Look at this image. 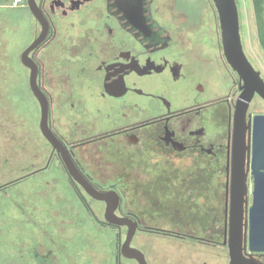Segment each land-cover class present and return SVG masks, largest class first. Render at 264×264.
<instances>
[{"label": "flooded vegetation", "instance_id": "obj_1", "mask_svg": "<svg viewBox=\"0 0 264 264\" xmlns=\"http://www.w3.org/2000/svg\"><path fill=\"white\" fill-rule=\"evenodd\" d=\"M253 22L255 27L254 16ZM181 83L189 86V98L174 102L169 90ZM204 84L213 87L201 95ZM33 86L47 102L46 125L55 145L41 132ZM240 86L223 57L212 0H0V203L15 190L9 199L20 212L0 219V264H18L16 255L33 264H62L69 254L60 241H70L74 234L67 231L84 226L112 240L114 264H138L122 253L128 232L129 246L146 264L147 241L140 236L158 232L186 247L191 241L218 247L228 256ZM16 88L19 96L12 98ZM22 88L38 108L41 138L13 120L11 106L22 100ZM256 116L264 117V101L254 95L246 122L251 125ZM261 126L256 140L263 148L256 161L264 165ZM13 148L25 161L9 163ZM79 180L105 199L95 198ZM247 184L244 216L257 211L250 172ZM30 185L41 187L36 193L42 197L60 201L68 195L73 201L62 204L66 212L52 208L44 219L26 215L23 188ZM171 201L188 219L169 232L158 230L154 217L179 213ZM22 222L33 224L37 236L23 237ZM2 244L15 249V256L2 254ZM258 255L264 262V254ZM68 260L73 263L71 255Z\"/></svg>", "mask_w": 264, "mask_h": 264}, {"label": "rangeland", "instance_id": "obj_2", "mask_svg": "<svg viewBox=\"0 0 264 264\" xmlns=\"http://www.w3.org/2000/svg\"><path fill=\"white\" fill-rule=\"evenodd\" d=\"M237 4L238 14H239V28H240V37L243 46V50L245 54L249 57V59L255 64L256 68L261 72L264 77V55L262 54L256 39L255 27L253 22V14L250 6V0H235ZM10 41V40H9ZM212 81V80H211ZM210 81V83H211ZM203 88V92L201 95H206L209 93V90L212 89L213 85L204 84L201 86ZM17 88L12 92L13 97L15 93L17 97L19 96ZM189 86L185 84H180L177 88H171L169 90V95L172 97L174 102L180 101L183 102L184 98L188 99V91ZM22 92V100H15L12 106V112L16 113V117H13V120L17 123L18 128H22L23 130L30 131L33 135H37L39 137V127H38V118L39 111L34 102L31 103V99L28 100L25 96L26 90L24 88L21 89ZM11 95V93H9ZM201 97V96H200ZM41 138V137H39ZM11 151L12 157L9 159V163H19L20 161H25L24 158L19 157L18 150L13 148ZM5 156V155H4ZM2 158V157H1ZM3 162V161H2ZM1 162V168H5L3 163ZM10 169L11 165H7ZM41 187L36 185H30L29 187L23 188V192L27 195V208L24 210V214L32 216L35 214L42 215L43 219L49 217L50 209H55V211L63 212L66 210L63 208L62 204L65 206H69V202L73 201L68 195H64L61 197V200L58 201L50 196L42 197L40 194H37L36 191ZM40 192V191H39ZM8 193V192H7ZM14 191H9V195H14ZM6 197L5 200L7 202L0 203V219L5 222V219H9L10 216L15 215V218H18L19 213L17 208H15L11 203L9 197ZM71 199V200H70ZM171 205H173V211H179V213L175 214L170 213L168 216L158 215L154 217L157 222V229L162 231L171 230V228L179 223L184 222L188 219V214H182V211L177 208V202L171 201ZM212 205L213 202L211 203ZM20 205V204H19ZM73 209V205L71 207ZM181 211V212H180ZM78 212V211H77ZM218 211H215L216 214ZM68 213V212H67ZM181 213V214H180ZM191 213V212H190ZM212 215H215V214ZM78 220L82 218L81 214L78 212ZM7 216V217H6ZM181 216V220L178 218ZM200 216V215H199ZM35 217V216H34ZM203 217V216H200ZM208 218H212L211 215L205 217L204 221H208ZM23 227L21 234L25 231L23 237L29 238L31 236H37L36 232L37 228L34 227L33 224H28L27 222H22ZM43 228V227H42ZM53 230V227L50 225L49 231ZM89 228L84 226L75 231H67L68 236H73L72 239L60 241L61 246L64 247V251L73 257V263L68 260V257H61L62 264H114L113 263V244L112 240L106 237V235H102L99 232H88ZM41 234V232H40ZM42 236V234H41ZM200 239H205L206 234L202 233L199 235ZM58 237V236H57ZM56 237V238H57ZM142 241L145 239L147 241V245L142 244V252L147 257V261L149 264H229L228 256L225 250L221 251L218 247H211L205 244H198L197 242H192L187 247L183 245V241L169 238L166 235L161 233H152V234H143L140 236ZM136 242V239H135ZM141 243V241H140ZM138 244V240H137ZM3 245V244H2ZM184 247H179V246ZM77 246L76 250L73 247ZM191 247H194L192 250ZM2 254H7L8 256L11 253L10 259L15 256V249L12 250L7 245H3L1 248ZM15 260L18 264H26L27 259L21 260L18 255ZM151 258V260H150ZM24 261V262H23ZM31 264H33L31 262ZM126 264H134V262L127 261Z\"/></svg>", "mask_w": 264, "mask_h": 264}, {"label": "water", "instance_id": "obj_3", "mask_svg": "<svg viewBox=\"0 0 264 264\" xmlns=\"http://www.w3.org/2000/svg\"><path fill=\"white\" fill-rule=\"evenodd\" d=\"M218 16L223 57L241 82V94L236 103L230 158L229 213L227 228V250L229 264H264L258 253L264 254V165L256 161L261 154L263 143L256 140L257 131L263 129L264 117H254L251 125L246 122V111L254 95L264 101V81L248 61L243 50L239 14L235 0H212ZM34 95L40 106V129L52 144H57L47 130V102L33 86ZM262 120L257 128V119ZM249 139L246 142L245 136ZM256 134V135H255ZM251 135V140H250ZM251 156V157H250ZM252 178L253 209L255 213L244 216L243 204L249 191L248 173ZM82 187L97 199H105V194L92 191L83 180ZM263 203L258 206V201ZM128 224V220H125ZM131 227V225H129ZM134 227V224H133ZM133 232L127 233L122 253L127 259L138 264H146L143 255L129 246Z\"/></svg>", "mask_w": 264, "mask_h": 264}, {"label": "trees", "instance_id": "obj_4", "mask_svg": "<svg viewBox=\"0 0 264 264\" xmlns=\"http://www.w3.org/2000/svg\"><path fill=\"white\" fill-rule=\"evenodd\" d=\"M255 20L257 44L264 55V0H250Z\"/></svg>", "mask_w": 264, "mask_h": 264}]
</instances>
